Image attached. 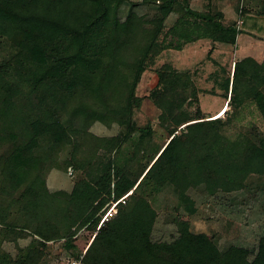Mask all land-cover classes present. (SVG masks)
Instances as JSON below:
<instances>
[{
	"label": "trees",
	"instance_id": "1",
	"mask_svg": "<svg viewBox=\"0 0 264 264\" xmlns=\"http://www.w3.org/2000/svg\"><path fill=\"white\" fill-rule=\"evenodd\" d=\"M143 1L154 7L151 22L136 30L124 56L115 59L104 50L124 0H0V51L5 52L0 79L25 91L31 109L23 127L14 130L21 147L0 155V230L16 239L19 233L32 237L15 260L0 249V264H40L51 240L39 226L58 215V192L38 188L51 171L74 166L80 174L62 210L71 232L59 239L68 258L87 247L82 264H144L141 253L157 217L144 196L148 188L185 194L203 187L211 195L239 190L250 175H264V136L251 132L229 140L222 131L228 120L202 117L190 73L170 64L156 70V85L147 96L169 139L136 173L120 161L117 153L133 144L135 135L138 146L152 134L149 125L137 126L133 119L142 102L136 89L148 66L163 51H181L197 41L211 44L209 60L215 44L236 47L250 13L243 0H203L202 10L193 9L191 0ZM216 1L233 5L234 23H224ZM171 15L176 19L165 30ZM258 15L264 16V0ZM58 65L61 72L51 80L48 72ZM220 89L233 111L249 102L264 120V56L260 62L234 61L231 79L226 77ZM101 117L121 122L123 133L100 138L84 130L86 120ZM183 136L192 149L181 142ZM111 206L113 216L107 214ZM176 227L178 239L158 264H264V236L254 253L239 247L222 253L207 235L192 233L187 221H176ZM82 229L95 234L79 250L75 240Z\"/></svg>",
	"mask_w": 264,
	"mask_h": 264
},
{
	"label": "rangeland",
	"instance_id": "2",
	"mask_svg": "<svg viewBox=\"0 0 264 264\" xmlns=\"http://www.w3.org/2000/svg\"><path fill=\"white\" fill-rule=\"evenodd\" d=\"M242 3L243 7L250 9L251 15L256 16H246L243 27L253 30L254 18H258L257 22H264V19L258 17L262 0H243ZM191 5L195 10H202L205 2L191 0ZM215 6L223 11L225 24L235 22L231 3L216 1ZM153 11V5L145 4L143 0H124L118 10L117 27L111 33L104 50L106 55L115 59L124 56L125 47L133 41L136 30L150 24ZM175 19L176 15L168 17L165 30L172 26ZM255 34L264 37V26L259 27ZM162 38L161 36L160 39ZM239 38V48L215 44L210 60L207 58V52L211 44L208 41H197L185 46L181 51H163L155 63L148 66L136 89V95L142 102L140 108L134 112L133 119L137 126L149 125L152 134L145 137L138 146L135 135L133 144H125L117 153L121 162L127 161V166L132 172L136 173L140 168L148 166L169 139L167 131L158 123L160 111L147 98L157 82L156 70L163 64H170L179 71H188L199 90L198 100L202 117L206 120L212 119L227 104L220 84L226 77L231 79L233 62L245 57L260 62L264 56L263 40H253L247 36ZM3 54L5 52L0 51V59ZM61 68L58 65L49 70L48 76L51 80L58 77ZM188 109L193 110L192 107ZM30 112L26 92L14 89L9 82L0 79V155L7 156L12 150L21 147L14 136V130L23 127V121ZM221 119L228 120L222 131L229 140L249 136L251 132L256 136H264V120L249 102L238 111L228 107ZM84 130L100 138L116 136L124 131L121 122L109 117L86 120ZM181 142L189 149L194 147L186 136L182 137ZM65 154L66 151L60 155L59 162L62 165ZM79 177L80 174L76 173L74 166H67L61 171H51L45 181L38 185L41 190L47 187L49 192H58L54 199L58 206L56 219L53 222L44 221L39 226L42 236L51 240L47 243L40 264H59L66 258L67 252L59 238L68 235L71 229L68 228L62 210L66 205L72 183ZM144 196L157 214L150 244L141 253L144 264H158L168 258L178 239L176 227L178 220L187 221L192 233L207 235L222 253L230 247L245 248L254 253L259 239L264 236V175H250L239 190L231 192L217 191L210 195L203 187H199L189 189L185 194H176L170 188H148L144 191ZM188 206L194 210L192 214L187 211ZM113 207L111 206L107 212V214L111 212L109 216L116 212ZM94 233L86 229L79 231L75 240L77 248L80 250L88 237H92ZM31 242L32 237L27 233H19L16 239L5 230H0V249L13 260L21 256ZM192 257L198 258L196 249L192 250Z\"/></svg>",
	"mask_w": 264,
	"mask_h": 264
},
{
	"label": "crops",
	"instance_id": "3",
	"mask_svg": "<svg viewBox=\"0 0 264 264\" xmlns=\"http://www.w3.org/2000/svg\"><path fill=\"white\" fill-rule=\"evenodd\" d=\"M257 15V14H256ZM256 17L255 15H251V13H249V15H248V17ZM258 17H260V18H262V19H264V16H261V15H258ZM257 19L258 18H254V22L252 23L253 25V30H251V29H246V28H242V30L246 33V34H242V35H240V36H247V37H250V38H252L253 40H263V43H264V37H261V36H258V35H256L255 33L257 32V29L259 28V27H261V26H264V22H257ZM262 21V20H261ZM244 25V24H243ZM239 28V27H238ZM239 36V37H240ZM237 38V42H236V47L235 48H239V46H240V43H239V41H240V38ZM254 59V58H253ZM228 109V105L226 104L225 106H223L219 111H218V113H220L222 110H224V109ZM218 113H216V114H218ZM215 114V115H216ZM213 119V118H212ZM216 119H218V118H216Z\"/></svg>",
	"mask_w": 264,
	"mask_h": 264
},
{
	"label": "built area",
	"instance_id": "4",
	"mask_svg": "<svg viewBox=\"0 0 264 264\" xmlns=\"http://www.w3.org/2000/svg\"><path fill=\"white\" fill-rule=\"evenodd\" d=\"M95 234V233H94ZM94 237V235L92 236V238ZM92 238H91V240H92ZM91 240H90V242H91ZM89 242V243H90ZM86 249H87V247H86ZM86 249L82 252V254L81 255H79L77 258H68V257H66V258H64L63 260H62V264H82V262H83V257H84V255H85V252H86Z\"/></svg>",
	"mask_w": 264,
	"mask_h": 264
},
{
	"label": "bare ground",
	"instance_id": "5",
	"mask_svg": "<svg viewBox=\"0 0 264 264\" xmlns=\"http://www.w3.org/2000/svg\"><path fill=\"white\" fill-rule=\"evenodd\" d=\"M226 111H227V109H225V112L221 116H219L218 119L222 118L225 115Z\"/></svg>",
	"mask_w": 264,
	"mask_h": 264
}]
</instances>
